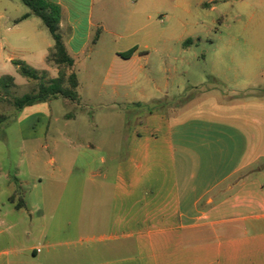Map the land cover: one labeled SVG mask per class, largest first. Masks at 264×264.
I'll use <instances>...</instances> for the list:
<instances>
[{"label":"crops","instance_id":"obj_1","mask_svg":"<svg viewBox=\"0 0 264 264\" xmlns=\"http://www.w3.org/2000/svg\"><path fill=\"white\" fill-rule=\"evenodd\" d=\"M47 1L61 7L75 73L81 57L92 62L107 44L105 9L96 11V0ZM27 8L0 0V31L41 45L47 63L54 40L29 23L37 16ZM141 17L130 15L127 49L112 51L107 78L134 77L145 39L157 37L138 35ZM193 37L201 41L185 25L174 38ZM133 48L131 58L121 56ZM40 70L58 76L48 63ZM263 89L243 88L234 95H251L231 101L210 95L172 115L151 112L129 134L72 146L50 185L38 176L28 205L13 204L28 212L29 227L10 231L21 221L0 210V264H264Z\"/></svg>","mask_w":264,"mask_h":264},{"label":"rangeland","instance_id":"obj_2","mask_svg":"<svg viewBox=\"0 0 264 264\" xmlns=\"http://www.w3.org/2000/svg\"><path fill=\"white\" fill-rule=\"evenodd\" d=\"M101 8L109 26L102 37L107 44L100 45L96 60L79 59V104L60 98L17 111L13 98L36 91L38 82L22 77L9 58L39 70L47 63L41 45L0 31V77L11 75L16 83L9 95L0 94V116L5 117L0 124V210L8 212L9 221H21L10 231H24L30 215L17 212L9 198L19 189L27 206L36 195L38 176L50 185L53 170L75 154L72 146L129 134L150 112L172 115L210 95L231 101L251 95H234L243 88H264V0H96V11ZM135 10L142 13L138 35L154 31L157 37L145 39L149 45L141 47V59L130 70L134 77L107 78L112 53L127 49L123 37ZM29 23L51 38L39 18L33 16ZM185 25L188 35L201 41L177 42L174 37ZM258 51L256 72L251 61ZM52 158L56 164L50 163Z\"/></svg>","mask_w":264,"mask_h":264},{"label":"trees","instance_id":"obj_3","mask_svg":"<svg viewBox=\"0 0 264 264\" xmlns=\"http://www.w3.org/2000/svg\"><path fill=\"white\" fill-rule=\"evenodd\" d=\"M28 6L33 14L41 19L45 27L54 40V46L51 49L47 63L58 69L56 78H47V71L38 70L22 61H12L17 67L18 73L27 80L37 81L38 88L32 93H27L21 97L13 98V105L17 111L24 108L34 106L40 103L51 102L57 99H64L71 103H80L78 92L79 79L76 73L72 72L75 61L70 56L60 30L61 7L50 3L47 0H21ZM28 15L22 19H26ZM136 48L121 54L125 59L131 58L136 52ZM16 86L15 78L11 75L0 77V94L9 95L11 90ZM264 93V89L262 90ZM3 97L0 96V100ZM138 107H148V104L138 103ZM151 113V112H150ZM5 120L4 116H0V124ZM9 202L14 204L16 210H22L26 207V203L21 196L19 189L9 198Z\"/></svg>","mask_w":264,"mask_h":264}]
</instances>
